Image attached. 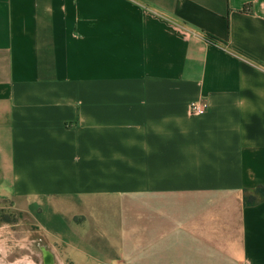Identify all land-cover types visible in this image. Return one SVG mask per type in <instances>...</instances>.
Returning a JSON list of instances; mask_svg holds the SVG:
<instances>
[{"label": "crops", "instance_id": "obj_1", "mask_svg": "<svg viewBox=\"0 0 264 264\" xmlns=\"http://www.w3.org/2000/svg\"><path fill=\"white\" fill-rule=\"evenodd\" d=\"M0 203L35 264H264V0H0Z\"/></svg>", "mask_w": 264, "mask_h": 264}, {"label": "rangeland", "instance_id": "obj_2", "mask_svg": "<svg viewBox=\"0 0 264 264\" xmlns=\"http://www.w3.org/2000/svg\"><path fill=\"white\" fill-rule=\"evenodd\" d=\"M2 206H3L2 203H0V228L5 226L4 228H8L11 231V235H10L11 238L8 240V244L12 248V251L10 257L7 259L8 264H20L21 262L22 263L27 262L28 264H35V260L31 257H29V259L26 258L22 259V257L25 256V251L20 247L15 246V244H17L16 242H18V239H21L22 237L24 236L26 237L29 235L30 239L33 240L32 246L34 249H36L38 246L41 245H45L48 248H50V246H48L42 239L38 238L35 235V233L32 232V230L30 232L28 231L26 232L25 227L19 223V220L16 214L14 213V211L11 212V210H7V209L4 210L2 209ZM40 213L41 211H36L34 216L39 220L41 224L33 221V219H31L28 222H30V225L34 230L41 231L49 239L50 235H48V232L46 231L45 227L42 226V224H44L43 223L44 220L42 219L41 216L39 217ZM0 264L2 263L0 262Z\"/></svg>", "mask_w": 264, "mask_h": 264}, {"label": "built area", "instance_id": "obj_3", "mask_svg": "<svg viewBox=\"0 0 264 264\" xmlns=\"http://www.w3.org/2000/svg\"><path fill=\"white\" fill-rule=\"evenodd\" d=\"M207 109V105L202 102H192L189 104V113L193 116L203 114Z\"/></svg>", "mask_w": 264, "mask_h": 264}, {"label": "trees", "instance_id": "obj_4", "mask_svg": "<svg viewBox=\"0 0 264 264\" xmlns=\"http://www.w3.org/2000/svg\"><path fill=\"white\" fill-rule=\"evenodd\" d=\"M208 39L211 40V41H213V42H215V41H214L212 38H210V37H208Z\"/></svg>", "mask_w": 264, "mask_h": 264}]
</instances>
